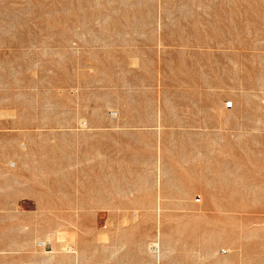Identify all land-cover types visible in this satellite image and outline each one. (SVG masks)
Listing matches in <instances>:
<instances>
[{
    "label": "rangeland",
    "instance_id": "374dc122",
    "mask_svg": "<svg viewBox=\"0 0 264 264\" xmlns=\"http://www.w3.org/2000/svg\"><path fill=\"white\" fill-rule=\"evenodd\" d=\"M0 264H264V0H0Z\"/></svg>",
    "mask_w": 264,
    "mask_h": 264
},
{
    "label": "crops",
    "instance_id": "0c3cea01",
    "mask_svg": "<svg viewBox=\"0 0 264 264\" xmlns=\"http://www.w3.org/2000/svg\"><path fill=\"white\" fill-rule=\"evenodd\" d=\"M39 245V247H46V245H47V243H46V241H40V243H38ZM73 248V247H72ZM74 250V249H73ZM68 253H71V254H73L74 252H68Z\"/></svg>",
    "mask_w": 264,
    "mask_h": 264
},
{
    "label": "built area",
    "instance_id": "2783aa9c",
    "mask_svg": "<svg viewBox=\"0 0 264 264\" xmlns=\"http://www.w3.org/2000/svg\"><path fill=\"white\" fill-rule=\"evenodd\" d=\"M70 249H71V252H74L73 249H72V247H70Z\"/></svg>",
    "mask_w": 264,
    "mask_h": 264
}]
</instances>
